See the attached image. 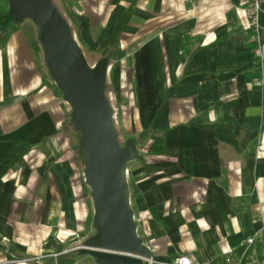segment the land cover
<instances>
[{"label": "crops", "instance_id": "crops-1", "mask_svg": "<svg viewBox=\"0 0 264 264\" xmlns=\"http://www.w3.org/2000/svg\"><path fill=\"white\" fill-rule=\"evenodd\" d=\"M53 1L90 64L120 63L117 84L130 86L127 125L147 153L127 179L154 264H264V0L258 31L249 0ZM11 3L0 0V264H78L87 213L57 141L67 106Z\"/></svg>", "mask_w": 264, "mask_h": 264}, {"label": "water", "instance_id": "water-1", "mask_svg": "<svg viewBox=\"0 0 264 264\" xmlns=\"http://www.w3.org/2000/svg\"><path fill=\"white\" fill-rule=\"evenodd\" d=\"M11 1L19 18L31 19L39 29L51 76L71 106L72 121L81 134L97 233L78 251L89 253L97 264H148L142 256L151 257L152 252L138 234L126 174L138 152L132 142L121 145L106 94V59L94 65L88 62L53 0Z\"/></svg>", "mask_w": 264, "mask_h": 264}, {"label": "rangeland", "instance_id": "rangeland-1", "mask_svg": "<svg viewBox=\"0 0 264 264\" xmlns=\"http://www.w3.org/2000/svg\"><path fill=\"white\" fill-rule=\"evenodd\" d=\"M11 1V0H10ZM12 2V1H11ZM12 5V3H11ZM13 8V6H12ZM14 9V8H13ZM21 20L23 18L20 16ZM26 20H30L34 25L35 23L31 20L26 18ZM68 21V20H67ZM69 22V21H68ZM31 23V24H32ZM70 28L72 30V33L74 37L79 42L83 53L85 57L87 58L89 63H92V57L91 52L88 47L83 45L81 41V37L79 35V26H73L70 23ZM36 26V25H35ZM37 28V26H36ZM38 31V39L42 46L45 60H46V66L49 71V74L51 76V70L47 61V55L45 52V49L43 47V44L41 42V34ZM100 59H106L108 64V77H107V86H106V94L110 100V103L114 109L113 114V120L115 127L119 133L120 142L122 146H125L127 142H132L133 146L137 149V156L135 159L140 157L141 155H146V141L135 140L131 138L133 131H130V126L127 125L130 120H132V117L134 115L133 110V104H132V95L130 92V86L128 83L123 87L120 82L117 84V71L119 68L122 70V67L119 64H116L115 69L111 71V74L109 73V66L111 64V59L109 57H101ZM99 59V60H100ZM98 60V61H99ZM94 65V64H91ZM52 77V76H51ZM54 81V79L52 78ZM55 83V82H54ZM56 84V83H55ZM57 86V85H56ZM58 88V87H57ZM59 89V88H58ZM60 90V89H59ZM60 101L63 103L64 106H67L66 110V120L60 121L57 123L58 129L60 133L57 135V141L59 145L64 150L65 154L63 157L66 158L69 165L72 169V175H71V186L72 190L75 196V208L80 212L82 209L86 211L87 213V220H86V226H85V233L84 236H82L76 244L73 246L75 250L83 249L85 242L96 235L97 230L94 224V218H95V210L93 206V200H92V194L91 190L88 187L86 181H85V153L81 147V134L76 129L73 121H72V108L71 106L66 102L64 98L63 92L60 90ZM61 104V103H60ZM66 126H68L70 129L67 130ZM65 131V132H64ZM136 138V137H135ZM134 159V160H135ZM31 165L34 167L38 164L39 158L30 159ZM72 236V235H70ZM69 237V236H68ZM67 239V238H66ZM78 264H97L92 256L89 253H82L78 252L77 255Z\"/></svg>", "mask_w": 264, "mask_h": 264}, {"label": "built area", "instance_id": "built-area-1", "mask_svg": "<svg viewBox=\"0 0 264 264\" xmlns=\"http://www.w3.org/2000/svg\"><path fill=\"white\" fill-rule=\"evenodd\" d=\"M262 3H263V0H249V6L245 10V16H246L247 21H248V28L247 29L254 28L257 31L260 30L259 14L261 11ZM256 53L258 55H262V49L258 48L256 50ZM126 174H127V169H126ZM130 202H131V197H130ZM134 216H135V220L137 222L136 215H134ZM138 234H139V231H138ZM253 240H254V238L249 239L250 242H252ZM150 250H151V248H150ZM142 259L144 261H146L148 264H154V262H155V260L153 259L152 256L151 257L142 256ZM174 263L175 264H198V263L193 262V260L187 255L179 256L178 258L175 259ZM223 264H243V263L241 261H234L230 256H228L226 258L225 263H223Z\"/></svg>", "mask_w": 264, "mask_h": 264}, {"label": "trees", "instance_id": "trees-1", "mask_svg": "<svg viewBox=\"0 0 264 264\" xmlns=\"http://www.w3.org/2000/svg\"><path fill=\"white\" fill-rule=\"evenodd\" d=\"M58 262L60 264H73L75 262V260L72 258V256L70 254H67V255L59 256Z\"/></svg>", "mask_w": 264, "mask_h": 264}]
</instances>
